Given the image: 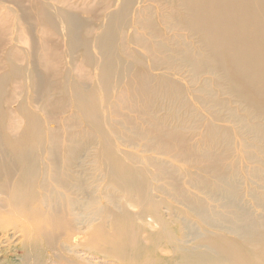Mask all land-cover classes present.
<instances>
[{
    "label": "rangeland",
    "instance_id": "1",
    "mask_svg": "<svg viewBox=\"0 0 264 264\" xmlns=\"http://www.w3.org/2000/svg\"><path fill=\"white\" fill-rule=\"evenodd\" d=\"M0 3L25 30L14 44L29 50L23 57L31 53L34 77L51 73L49 98L40 88L28 96L37 106L50 100L46 117L66 141L63 161L79 170V227L120 211L128 197L138 200L119 166L138 172L149 203L222 205L229 198L249 219L264 220V98L240 92L234 81L251 87L239 62L221 68L188 0H38L49 32L38 30L45 18L28 13L32 0ZM115 59L117 70L99 72Z\"/></svg>",
    "mask_w": 264,
    "mask_h": 264
},
{
    "label": "bare ground",
    "instance_id": "2",
    "mask_svg": "<svg viewBox=\"0 0 264 264\" xmlns=\"http://www.w3.org/2000/svg\"><path fill=\"white\" fill-rule=\"evenodd\" d=\"M32 1L28 13L37 21L45 18L38 30L49 32L47 13L38 0ZM0 6V37L4 38L0 48V264H264V220L249 219L237 201L149 203L143 198L138 172L120 166L118 173L138 200H121L120 211L114 209L105 218L94 217L79 227L74 217L79 210L74 194L79 189V170L63 161L66 141L56 138L46 117L50 100L37 106L28 96L40 88L43 99H48L54 89L51 73L34 77L31 53L27 60L23 56L29 50L15 47L26 36L25 30L12 9ZM186 7L221 68L230 69L233 60L246 70L241 74L250 79L245 88H251L243 91L245 84L234 81L240 92H257L264 98V0H188ZM45 51L40 50L41 58ZM43 66L52 72L47 64ZM117 67L115 59L98 68L102 72ZM246 98L254 100L252 95ZM222 207L228 210H219Z\"/></svg>",
    "mask_w": 264,
    "mask_h": 264
}]
</instances>
